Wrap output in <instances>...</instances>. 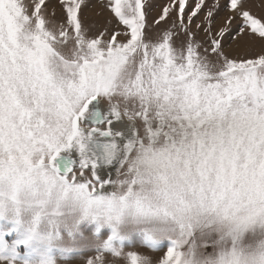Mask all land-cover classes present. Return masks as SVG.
<instances>
[{
    "label": "snow or ice",
    "instance_id": "6c2138e0",
    "mask_svg": "<svg viewBox=\"0 0 264 264\" xmlns=\"http://www.w3.org/2000/svg\"><path fill=\"white\" fill-rule=\"evenodd\" d=\"M80 257L264 264V0H0V264Z\"/></svg>",
    "mask_w": 264,
    "mask_h": 264
},
{
    "label": "rangeland",
    "instance_id": "374dc122",
    "mask_svg": "<svg viewBox=\"0 0 264 264\" xmlns=\"http://www.w3.org/2000/svg\"><path fill=\"white\" fill-rule=\"evenodd\" d=\"M93 2L94 3H98L99 2V0H93ZM160 2H162V0H160ZM252 2L253 3H256L257 2V0H252ZM254 11H257V12H259V10L258 9H254ZM141 251H144V249H140ZM85 258L84 257H80L77 261H73V264H80V261H82V260H84Z\"/></svg>",
    "mask_w": 264,
    "mask_h": 264
}]
</instances>
